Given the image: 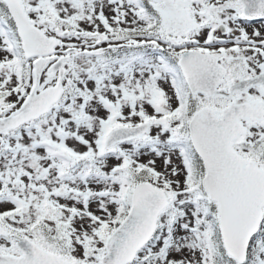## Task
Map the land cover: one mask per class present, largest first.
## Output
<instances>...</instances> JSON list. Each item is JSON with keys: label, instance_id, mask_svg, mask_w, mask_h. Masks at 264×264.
Returning a JSON list of instances; mask_svg holds the SVG:
<instances>
[{"label": "snow or ice", "instance_id": "6c2138e0", "mask_svg": "<svg viewBox=\"0 0 264 264\" xmlns=\"http://www.w3.org/2000/svg\"><path fill=\"white\" fill-rule=\"evenodd\" d=\"M0 264H264V0H0Z\"/></svg>", "mask_w": 264, "mask_h": 264}]
</instances>
